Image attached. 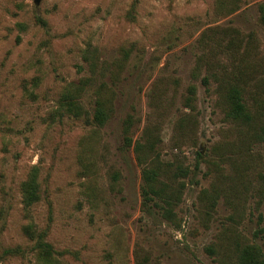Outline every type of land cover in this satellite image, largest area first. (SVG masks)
Listing matches in <instances>:
<instances>
[{
    "label": "rangeland",
    "instance_id": "rangeland-1",
    "mask_svg": "<svg viewBox=\"0 0 264 264\" xmlns=\"http://www.w3.org/2000/svg\"><path fill=\"white\" fill-rule=\"evenodd\" d=\"M261 4L239 0L228 14L216 0H0V252L25 250L0 264H37L27 224L46 232L61 264H239L244 243L264 251ZM229 30L241 41L228 44ZM122 49L130 56L106 124L91 121L94 87L80 99L88 117L59 116L67 84ZM226 81L254 117L247 127L226 118ZM148 132L154 149L141 156L169 165L176 179L165 181L181 191L165 215L141 194L134 144ZM33 167L39 199L26 209Z\"/></svg>",
    "mask_w": 264,
    "mask_h": 264
},
{
    "label": "trees",
    "instance_id": "trees-1",
    "mask_svg": "<svg viewBox=\"0 0 264 264\" xmlns=\"http://www.w3.org/2000/svg\"><path fill=\"white\" fill-rule=\"evenodd\" d=\"M230 1L231 5L228 7L225 4L226 0H216V12L229 14L235 11L239 0ZM259 10L261 12L260 20L264 23V4L259 6ZM224 34L231 35V40L228 44L233 45L241 41L238 32L235 30H229V32H225ZM214 39L212 49L224 52L228 45L225 46L222 38L220 39L218 36H214ZM201 42L203 45L209 46L207 40L202 38ZM129 56L130 49H122L120 50V55L111 61H102L100 64L95 60L90 61V72L93 75L82 78L79 82L67 84L65 91L59 98L57 107L58 115L64 116L68 114L76 118L82 116L88 117L89 112L84 109L80 99L87 89L94 87V105L91 121L97 126H104L114 113V100L116 97L115 86L120 81L121 74L126 67ZM202 62L203 56H200L198 58L199 67L202 66ZM105 78L108 80H105ZM206 80L207 75L202 78L203 82H206ZM97 81L99 82L97 83ZM223 91V99H225L227 105L226 118L236 125L243 127L249 126L254 117L250 113L247 103L242 97L241 89L226 81L223 85ZM194 93L195 88L193 85H190L188 87V94H190L192 98L187 97L188 101L193 99ZM133 124L134 120L131 118L130 114H127L122 120V149L130 147V127H132ZM145 131H147V129H145ZM262 131L264 132V129H262ZM151 134L150 132L145 133V143L136 141L134 144V151L137 154L138 163L142 167L143 183L141 186V194L144 205L149 207L150 202H153L152 205L163 210L165 215L170 213V206L179 200L181 191L177 188L173 189L171 187L172 185L165 181L166 178L169 179L174 177V179H176L175 173L170 171L169 165H163L159 161L153 159L147 161L142 157L145 154L144 151L146 147L154 149L152 144L147 141V139H150ZM247 134H249V132H246V136ZM196 154L201 156L200 152H196ZM112 179L116 181L117 174H112ZM21 190L23 205L27 209L39 199L37 167H33L31 175L22 182ZM23 231L28 239L34 242L31 249L37 264H61V261L53 255L54 250L52 245L46 241L45 231H36L33 224L25 225ZM24 252L25 250L19 245L4 248L0 252V261L5 255H22ZM238 262L239 264H264V251L257 245L244 243L238 249Z\"/></svg>",
    "mask_w": 264,
    "mask_h": 264
},
{
    "label": "water",
    "instance_id": "water-1",
    "mask_svg": "<svg viewBox=\"0 0 264 264\" xmlns=\"http://www.w3.org/2000/svg\"><path fill=\"white\" fill-rule=\"evenodd\" d=\"M35 2H37V0H35Z\"/></svg>",
    "mask_w": 264,
    "mask_h": 264
}]
</instances>
